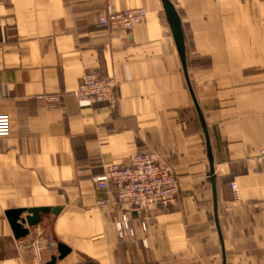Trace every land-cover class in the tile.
<instances>
[{
    "label": "crops",
    "instance_id": "obj_1",
    "mask_svg": "<svg viewBox=\"0 0 264 264\" xmlns=\"http://www.w3.org/2000/svg\"><path fill=\"white\" fill-rule=\"evenodd\" d=\"M167 1L184 63L160 0H0V264H264V0ZM134 10L131 29L98 24ZM86 74L113 81L114 107L73 96ZM141 153L178 199L119 232L92 179ZM31 208L60 211L15 237L5 212Z\"/></svg>",
    "mask_w": 264,
    "mask_h": 264
},
{
    "label": "built area",
    "instance_id": "obj_2",
    "mask_svg": "<svg viewBox=\"0 0 264 264\" xmlns=\"http://www.w3.org/2000/svg\"><path fill=\"white\" fill-rule=\"evenodd\" d=\"M142 11L114 13L109 11L100 18L99 26L104 28L131 29L143 19ZM80 102L88 105L105 103L114 107L116 93L110 79L98 78L91 74L82 77L72 92ZM11 133V121L8 115L0 113V139ZM264 164V160L262 161ZM92 182L99 190H110L114 195V204L124 211L122 220L117 224L119 232L129 231L128 213L151 211L159 207H168L176 203L179 195L178 179L170 165L161 161L153 153H141L131 157L126 167H108ZM234 199H238L237 187L231 185Z\"/></svg>",
    "mask_w": 264,
    "mask_h": 264
},
{
    "label": "water",
    "instance_id": "obj_3",
    "mask_svg": "<svg viewBox=\"0 0 264 264\" xmlns=\"http://www.w3.org/2000/svg\"><path fill=\"white\" fill-rule=\"evenodd\" d=\"M163 6L164 14L166 16L168 25L170 27L175 46L177 49V52L181 58L182 63H184L183 58V45H182V36L180 32V26L178 22V18L171 6V4L167 0H160ZM196 110L198 112V116L201 120L202 125L204 126L203 118L198 110V107L196 106ZM208 147V158L210 161V172L213 173V166H212V157L210 152V147ZM60 211L59 208H53L49 210L48 208H31V209H11L5 212V217L8 221V224L12 230V233L15 237H20L26 233V229L23 227L24 225H27L29 227L37 225L41 220L42 214H53L57 215ZM58 250V259L62 260L64 259L69 253L70 250L62 245L58 244L57 247Z\"/></svg>",
    "mask_w": 264,
    "mask_h": 264
},
{
    "label": "rangeland",
    "instance_id": "obj_4",
    "mask_svg": "<svg viewBox=\"0 0 264 264\" xmlns=\"http://www.w3.org/2000/svg\"><path fill=\"white\" fill-rule=\"evenodd\" d=\"M84 264H93V263H84Z\"/></svg>",
    "mask_w": 264,
    "mask_h": 264
}]
</instances>
